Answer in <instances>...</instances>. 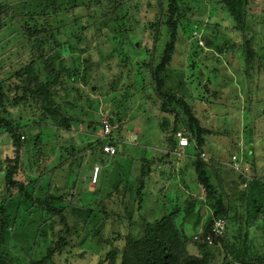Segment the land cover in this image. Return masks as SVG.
<instances>
[{
	"label": "rangeland",
	"instance_id": "obj_1",
	"mask_svg": "<svg viewBox=\"0 0 264 264\" xmlns=\"http://www.w3.org/2000/svg\"><path fill=\"white\" fill-rule=\"evenodd\" d=\"M22 1L8 0L12 10L6 12L7 26L0 34V82L7 81V90L10 87L8 81L42 53L41 50H33L22 31L29 19L14 17L16 13L21 16L34 12L29 3L25 5ZM119 1L123 3L122 18H126V22H116L117 32L110 27L103 28L100 41L94 40L89 50L81 54L84 63L77 82L68 93L59 97L67 116L73 120L71 132L45 128V141L38 136L42 131V122L36 112L22 105H7L6 109L0 111V121H3L0 124V202L7 196L4 186L6 169L14 165L15 159L10 130L23 127L22 135L25 138L22 139L27 144L17 180L28 182L49 174L59 166L53 177L54 192L62 194L63 189H66L70 193L78 181L75 203L82 207H95L98 198L106 201L110 212L117 210L118 204L106 199L107 195L122 180L136 185L135 174L139 172H136L134 164L140 166L141 159L149 162L154 160L149 177L145 180V201L142 209H136V224L131 229L134 235L140 236L144 222H154L162 218L167 209L173 210L176 202L182 200L184 189L189 188L191 194L204 200L205 191L191 165L197 153L191 148L188 150V147L184 151L177 147L171 152L169 147H174L175 143L170 142L171 137H168L171 134L165 133L166 129L161 124L168 120L172 125L174 118L160 110L151 86L143 90L140 88V74L147 72L143 62L154 57L160 64L171 37L170 30L163 27L156 42L157 0ZM79 3L88 6L89 0ZM185 5L190 11L183 10L187 19L195 22V31L200 26L198 33L211 36L215 46L200 48L202 45L193 29L180 31L171 71L165 75L167 87L187 98L202 126L212 133L207 136L208 144L203 151L206 163L222 164L228 168L231 166L233 170L236 166L234 156H238L246 174L264 180V0H255L252 4L243 32L234 28L236 25L231 16L219 9L214 0H185ZM96 9V5L92 4L91 10ZM86 16L87 12L79 9L69 14H59L55 18L48 16L33 21L31 26L44 23L52 25V32L47 36L48 46L56 48L60 43L65 44L61 51L70 55V48L75 45L74 42L69 45L67 42L87 23ZM80 17H84V20L74 23ZM19 22L22 24L19 25ZM121 32L129 37L123 47H120L121 39L117 41ZM55 34L58 40L53 41L51 36L55 38ZM112 37L117 39L113 41ZM249 40L256 52L250 76L246 63V43ZM87 45L84 43L81 48ZM155 46L156 53L152 55ZM68 59L72 67L76 66L72 57ZM119 116L121 121L118 120ZM106 119L115 121L116 137L119 136L116 129L122 134L123 143H118L120 153L113 158L100 154L96 156L89 148L90 144L99 142L101 123ZM38 140L41 142L34 145ZM72 147L74 150H71ZM72 151L77 154V161L71 157ZM222 172L224 170L218 168L217 173ZM212 178L213 183L217 184L215 175ZM230 181L226 183V189L231 196L239 188ZM96 191L97 196L94 194ZM13 193H17V190ZM41 209L39 213L33 212L32 216L21 221L24 226L18 229L20 242L11 233L8 235L3 254L12 264H29L33 253L35 258L42 259L63 229L58 219L43 224L41 217L44 209ZM242 209L241 204L237 203L235 211L242 212ZM202 213L204 217L199 225L200 231L212 211L206 205ZM66 214L74 231L69 238L77 246L57 256L56 264H102V249H109V246H105V238L113 236L112 230L128 227L123 219L114 224L106 218L98 227L99 230L94 229L86 234L77 214L71 210ZM195 219L191 217L184 220L183 215L178 217L180 223L186 222L189 237L197 234ZM95 221L90 222L89 230L96 227ZM190 251L196 253L198 247L192 245Z\"/></svg>",
	"mask_w": 264,
	"mask_h": 264
},
{
	"label": "trees",
	"instance_id": "obj_2",
	"mask_svg": "<svg viewBox=\"0 0 264 264\" xmlns=\"http://www.w3.org/2000/svg\"><path fill=\"white\" fill-rule=\"evenodd\" d=\"M83 1L23 0L21 3H29L34 12L30 15L22 14L21 16L15 12L17 16L14 15L18 19H29L22 31L32 44L33 50L35 52L41 50L42 53L40 52L36 60L21 69L14 78L8 81L10 82L8 90L6 87L7 81L0 82V111L6 109L7 105L13 107L22 105L36 112L42 122V124L40 123L42 131L38 136L42 140L44 138L45 141V128L56 129L59 132H71L73 120L67 116L59 97H62L64 93H68L73 84L77 82L80 75L79 71L84 63L81 60V54L89 50L90 44L94 40L95 42L100 41L103 28L110 27L112 31L117 32L116 22L121 20L126 22V18L125 20L122 18L123 3L119 0H89L88 6L80 5L79 2ZM214 1L219 9L228 12L236 25L234 26L236 30L243 32L246 29L250 8L255 0ZM157 3L159 12L157 14L158 21L155 24L156 42L159 41V34L163 27L170 30L171 37L166 45L160 64H157L154 57L143 62L142 65L147 72L140 74V88L143 90L151 86L159 102L160 110L174 118L172 125L167 122L168 120L163 121L161 124L166 129L165 133L171 134L168 137H171L170 142L175 143L174 147H169L171 152H174L177 147L179 148L178 131L185 130L190 135V145L187 149L191 148L197 153L191 165L199 176V183L205 191V200L191 194L189 188L184 189L182 200L176 202L173 210L167 209L164 216L154 222H144L141 235L136 236L131 231L136 224L135 211L136 209H142L145 201L143 195L146 188L145 180L149 177V169L154 160L149 162L146 159H141L140 166H137V163L134 164L137 171L133 168V174L139 172L135 174V183L138 186L133 185L131 181L122 180L107 195L106 199L118 204L117 210L110 212L106 201L98 198L95 207H82L75 203V189L78 181L75 182V189L70 193L66 189L62 190V194L54 192L53 177L59 166L52 169L49 174H43L35 179H30L28 182L17 180V177L21 174L23 150L27 142L22 139L25 138L22 135L25 128H11L10 137L14 144L15 159L14 165L12 167L9 165L6 169L4 186L7 196L3 197L4 200L0 202V264H12V261H8L6 255L3 254V245L7 242L8 235L11 233L15 240L20 242L18 229L24 226L21 221L32 216L33 212L37 211L36 213H39L42 210L41 208L44 209L41 217L43 224L58 219L63 225V229L47 248L45 256L42 259H37L33 253L29 264H56L57 256H61L67 249L77 246L69 238L74 231L66 214L68 210L77 214L80 222L84 224L83 232L86 234L91 233L94 229L99 230L98 227L106 218L114 224L122 222V219L127 222L128 227L124 230H112L113 236L110 235L105 238V246L106 248L109 246V249L107 248L108 251H105V248L102 249L103 263L264 264V180L246 174L242 167L241 171L231 170V166L228 168L222 166V164L209 165L204 160L203 151L208 144L207 136L212 135V133L202 126L187 98L167 87L165 78V75L171 71L170 67L174 61L180 31L187 32L192 29L195 31L194 27L196 25L194 21L187 19L183 10L190 11L185 5V0H157ZM92 4L96 5V10H91ZM11 7L12 4H9L8 0H0V34L7 26L5 15L7 11L12 10ZM79 9H84L87 12V23L80 30L78 29L79 31L75 32L67 42L68 45L70 42H74L75 45L74 48H70L72 50L70 55L61 51L65 44L60 43L56 48L52 45L48 46L47 36L52 32V25L44 23L40 26H31L33 21L45 19L48 16L55 18L59 14H69ZM120 11L122 12L120 13ZM14 17H12L13 20L18 21ZM83 18L76 19L74 23H80L84 20ZM18 24L21 25L22 23L19 22ZM199 27L197 26V28ZM56 34L55 38L51 36L53 41L58 40ZM209 37L213 44L207 46L205 43V45L212 48V46H215V41L211 36ZM118 38L112 37L113 41L121 39L120 47H123L124 42L129 39L124 32H121ZM84 43H88L87 47L81 48ZM206 46L199 47L206 48ZM156 49L155 46L151 52L152 55L156 53ZM246 54L249 75L254 69L253 60L256 56L251 40L246 43ZM69 57L73 58L76 66L72 67L71 62L69 63ZM118 120L121 121L120 116ZM109 121L112 130H114L115 121L112 119ZM0 124H3V121H0ZM116 130L119 134L118 137H116L114 130L108 141L104 140L100 134L99 142L90 144L89 148L96 156L100 154L107 158H113L120 153L118 143H123V140H121L122 134L119 129ZM38 142H41V140H38L37 143L34 142V145L39 144ZM108 143L117 147L118 152L115 156L105 153L104 147ZM73 148L71 150H74ZM70 155L75 158V161L78 160L75 151H72ZM5 164L4 162V166ZM220 167L224 170L223 174L217 173ZM212 175H215L217 184L213 183ZM229 181L239 188L231 196L226 189V183ZM14 190H17V193H13ZM94 194L97 196L98 192L96 191ZM237 203L241 204L242 212L235 211ZM206 205L210 207L212 215L209 216L200 231L199 225L204 217L202 211ZM181 215H183L184 220L191 217L196 218L194 225L197 234L193 237H189L187 234L186 222L180 223L178 221V217ZM96 217L99 219L97 220ZM219 219L225 221L226 228L223 235L217 236L213 233V228ZM94 220H96V227L89 230V224ZM209 237H211L212 242L208 239ZM36 242H38V238ZM192 245L198 247V252L192 253L190 251Z\"/></svg>",
	"mask_w": 264,
	"mask_h": 264
},
{
	"label": "built area",
	"instance_id": "obj_3",
	"mask_svg": "<svg viewBox=\"0 0 264 264\" xmlns=\"http://www.w3.org/2000/svg\"><path fill=\"white\" fill-rule=\"evenodd\" d=\"M195 34L199 38L201 45L205 46L206 42L203 40L204 35L198 33V28H196ZM101 135H102V138L107 141L113 135L112 125L110 121L107 119L103 121ZM177 140L179 142V149L182 151H184L185 148L189 147L190 145V135L185 130L178 131ZM104 151L106 154L111 155V156H115L118 152L117 147L113 146L110 143L105 145ZM234 162L236 163L235 169L238 171H241L240 160L238 156H234ZM98 172H99V168L97 169V173L95 177L96 179L98 176ZM225 228H226L225 221L223 219H219L215 223V226L213 228V233H215L217 236L223 235ZM208 239L212 242L211 237H209Z\"/></svg>",
	"mask_w": 264,
	"mask_h": 264
},
{
	"label": "water",
	"instance_id": "obj_4",
	"mask_svg": "<svg viewBox=\"0 0 264 264\" xmlns=\"http://www.w3.org/2000/svg\"><path fill=\"white\" fill-rule=\"evenodd\" d=\"M203 40L206 42L207 46H210L211 44H213V41L211 40V38L207 35L203 36ZM95 90V88H94Z\"/></svg>",
	"mask_w": 264,
	"mask_h": 264
}]
</instances>
